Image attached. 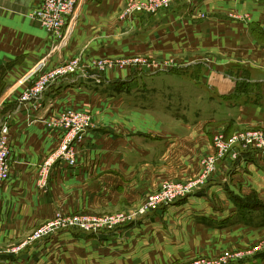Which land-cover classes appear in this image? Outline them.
Instances as JSON below:
<instances>
[{
    "label": "crops",
    "instance_id": "0c3cea01",
    "mask_svg": "<svg viewBox=\"0 0 264 264\" xmlns=\"http://www.w3.org/2000/svg\"><path fill=\"white\" fill-rule=\"evenodd\" d=\"M125 2L81 0L75 18L67 21L72 30L68 43L55 50L53 36L30 16L39 0H0V125L9 120L13 149L11 178L0 187V264H178L198 253L181 235L183 228H195L203 235L216 236L238 229L245 231L249 239H252L249 232L264 233V207L258 206L249 194L241 198L232 195L235 186L249 192L264 189V153L248 150L240 154L239 160L228 159V165H220L224 178L172 205L143 215L135 223L95 234L67 228L31 242L19 253L9 251L51 219L61 205L65 206L61 208L65 212L74 214L96 205H112L113 194L116 197L120 190L125 196L128 192L132 200H137L141 194L138 188L128 191V184L120 175L105 176L109 169L123 172L135 168L144 157L130 138L105 127L87 133L79 150L91 152L97 158L99 153L104 154L106 163L98 164L99 160L93 163V159L89 166L81 159L75 166L58 162L48 174L46 185L42 186L40 165L59 144L62 134L49 129L38 118L57 114L68 107L92 113L98 104L116 103L142 109H168L167 118H175L171 103L159 106L157 102V107L142 96L146 91L139 85L142 77L156 75L143 68L133 72L124 70L123 74L108 71L100 82L71 75L45 93V108L39 113L28 106L17 111L21 92L43 69L54 68L84 49L100 57L214 49L222 54L234 52L236 59L255 55L264 64L263 2L190 0L150 21L142 13L127 19L123 22L127 26L138 22L135 32L128 37L111 39L93 35L91 31L102 28L104 22L108 24L111 13L122 9ZM200 12L205 16H196ZM244 13L250 15L248 19L242 18ZM209 60L200 59L186 67L187 72L192 67L206 66L215 76L212 81L191 80L190 89L230 112L219 119L217 116L206 118L203 114L186 116V123L264 124V74L255 76L258 70L252 65ZM260 69L264 73V69ZM20 80L24 84L19 83ZM237 85L243 86L237 89ZM135 93L141 96L129 103L127 97ZM106 132L111 135H105ZM114 136L120 138L113 140ZM146 141L166 150L157 139L146 138ZM115 157L117 163L112 162L116 161ZM102 177L103 181L96 182ZM231 264H264V250Z\"/></svg>",
    "mask_w": 264,
    "mask_h": 264
},
{
    "label": "rangeland",
    "instance_id": "374dc122",
    "mask_svg": "<svg viewBox=\"0 0 264 264\" xmlns=\"http://www.w3.org/2000/svg\"><path fill=\"white\" fill-rule=\"evenodd\" d=\"M157 1L126 0L122 9L111 13L110 17H108V24L104 22L105 25L102 28L95 29L91 32L93 35L101 38L120 39L128 37L135 32L136 27H138V22L127 26L123 23L127 19H133L136 14L142 13L144 17L148 18L147 21H150L156 15L172 12L174 8L190 0H162V6L159 5L158 7ZM144 3L147 5H144ZM139 5L142 6L143 11L138 10ZM149 9H153V12H149ZM196 16L204 17L205 14L200 12ZM249 16L248 13L242 14V18L248 19ZM108 27L110 30H107ZM263 28L264 25L262 26V30ZM216 51L214 49H200L191 50L188 53L185 51H174L171 53L159 52L153 54L146 53L144 55L120 54L100 57L91 54L89 49H84L81 52L73 54V57L69 60L78 59L80 67L84 70L94 68L95 62L103 59L109 60L108 62L111 63H116L112 66L113 68L111 70L108 69L106 72L112 71L123 74L125 72L124 70L133 72L136 68H143L142 70L148 73L156 74L153 76L154 78L149 74L142 77L139 85L146 90L142 96L147 98L146 100L153 101V106L157 107V102L160 103L159 106H165L168 102L171 103L170 106L174 107L172 110H174L175 118H171L172 120L167 118L165 113L168 109H142L119 103L104 106L98 104L95 111L93 110L92 112V128L87 133L91 130H102L104 127L112 129L115 134H120L121 137L124 136L127 139L130 138V141L137 146L138 152L144 155L143 161L135 168L124 170L123 172L118 169H109L106 171L105 176L111 177L112 175V178H116L120 175L128 184V191L138 188L141 190V194L137 200H132L128 192H126L125 196V192L120 190L117 191L116 197L113 194L115 202L112 205H96L93 209L74 214L65 212L63 210L65 206L61 205L63 209L58 208V210L60 209L58 212L71 217L68 221H61L62 223L69 224L72 221H77L81 215L96 218L97 223L107 224L106 226L114 224L115 222L126 224L131 219H135V222H137L143 216L146 206L151 204L152 196L161 195L164 190L166 191L170 187L182 191L196 184L208 187L213 182L218 181L222 177L224 178V172L222 173L223 169H221L220 165H224V163L228 165V159H234L232 150L237 147L236 144L246 143V140L243 139L245 134L253 136L256 145L260 144L261 138L264 140V124H245V122L231 123L229 121H207L197 125H189L186 123V116L193 117L195 114H203L206 118L217 116L219 119L230 112L227 108L221 109L222 107L216 106L217 104L207 100L204 94H198L190 89L192 88L190 86L191 80L212 81L215 76L212 71H208L206 66L204 68L202 67V69L192 67L187 69L188 71L186 72V67L189 66V63L200 59L205 62L210 61L209 59H221L244 64V66L252 65L257 67L253 68L258 70L257 72L255 71V76H262L264 74L260 71V68L264 69V64L260 60H257L255 55L236 59L234 58V52L222 54ZM136 58V63H131ZM121 60H128L130 64L125 65L126 67L121 66ZM237 63H234L235 66L238 65ZM112 74L114 75V73ZM237 86V89H239L243 85ZM139 96H141L140 93L139 95L135 93L127 97V100H129V103H133L137 101ZM142 102L144 101L142 100ZM162 103L165 104L162 105ZM106 134L111 135L109 132H106ZM105 135L102 134L104 137ZM86 136L87 134L83 136L84 140ZM114 137L112 138L113 140L120 138L117 136ZM146 138L159 140V143L162 142L160 144L166 146V150L162 151L158 149L157 146L146 141ZM46 158L47 156L44 159ZM79 159L85 163V166H89L90 160L92 159L93 163H96L97 160H99L98 164L106 163V160H104L106 156L104 154L99 153L97 158L95 154L91 152L82 153L81 150L77 153L76 165H78ZM115 159L116 161L112 162L117 163L118 158L115 157ZM239 159L240 157L236 160ZM54 166L55 164L52 165L50 172ZM102 179L103 177L100 180H96V182L103 181ZM234 189L235 191L232 195L235 197L241 198V196L249 194L258 206L264 207V189H252L250 192L242 187L235 186ZM55 215L43 224L52 221ZM43 224L32 230L25 239L26 241L24 240L20 244L11 246L9 251L19 253L25 249L31 243L29 239L34 232ZM77 229L92 234L104 231H88L79 227ZM189 229L183 228L181 235L186 237V241L198 253L186 262L178 264L217 263L220 261L223 262L231 255L239 253L253 255L257 250H264V233L262 234V232H249V235L252 237V239H249L246 238L248 235L246 236L247 233L245 231L243 232L238 229L224 232L220 236H216L217 234L203 235L202 232L197 231L195 228ZM16 248H20L18 252L13 251Z\"/></svg>",
    "mask_w": 264,
    "mask_h": 264
},
{
    "label": "built area",
    "instance_id": "2783aa9c",
    "mask_svg": "<svg viewBox=\"0 0 264 264\" xmlns=\"http://www.w3.org/2000/svg\"><path fill=\"white\" fill-rule=\"evenodd\" d=\"M80 1L81 0H39L38 6L30 13L31 18L38 22L50 35L53 36L56 41L54 45L55 50L64 47L68 43L72 30L67 21L70 18L69 22H71L75 18L76 8ZM255 1L264 3V0ZM161 4H163L162 0H158L157 7ZM144 5L147 4L144 3ZM138 8L139 11H143L141 5H139ZM152 10L153 9H149V12H153ZM108 61L109 60L100 59L95 62V67L90 70L82 69L78 59L72 61L67 60L51 69H43L21 92L17 111L20 110L22 106H28L31 111L39 113L45 108V93L53 85L69 78L71 75H78L80 77L85 76L86 78L90 77L100 82L103 78V74H105L108 69L111 70L113 68L112 66L116 64ZM136 61L137 58L132 60L131 63H136ZM120 64L121 66H125L130 64V61L121 60ZM19 83L24 84L23 80H20ZM38 119L49 129L60 131L62 134L59 144L47 155V158L44 159L40 165V182L42 186H45L47 182L46 178L50 173L52 165L61 161H65L72 166L76 165V156L80 148L79 146L83 142V136L87 134L93 125L92 113L78 108L68 107L59 111L57 114L49 115L46 118L40 117ZM243 139L246 140V143L240 145L236 144L237 147L232 150V156L234 155V159H238L243 151H258V149H260L259 151L264 153L263 138H261L260 144L257 145L253 136L245 134ZM12 153L11 125L9 124V120H7L0 125V187L11 178ZM202 188H204V185L199 184H196L189 189H185L184 191L170 187L168 190H164L161 195L151 197V204L146 206L143 215L158 210L161 207L172 205ZM70 218V216L68 217L61 212H57L52 221L43 224L34 232L30 238L31 242L40 241L52 233L67 228L79 227L84 230L114 231L120 227L135 222V219H131L126 224L115 222L114 224L106 226L107 224L97 223L96 218L83 215H81L77 221H72L69 224L61 222L68 221ZM19 249L16 248L13 251L18 252ZM245 256V254L239 253L229 256L223 262H208L206 264H231Z\"/></svg>",
    "mask_w": 264,
    "mask_h": 264
},
{
    "label": "trees",
    "instance_id": "16d2710c",
    "mask_svg": "<svg viewBox=\"0 0 264 264\" xmlns=\"http://www.w3.org/2000/svg\"><path fill=\"white\" fill-rule=\"evenodd\" d=\"M236 199H237V198H236ZM238 200H239V199H238ZM241 201H242V202H241ZM243 201H244V200L240 199V202H241V203H244ZM242 205H243V204H242ZM244 205H245V204H244Z\"/></svg>",
    "mask_w": 264,
    "mask_h": 264
},
{
    "label": "bare ground",
    "instance_id": "6f19581e",
    "mask_svg": "<svg viewBox=\"0 0 264 264\" xmlns=\"http://www.w3.org/2000/svg\"><path fill=\"white\" fill-rule=\"evenodd\" d=\"M227 155H228V153H227ZM234 158V157H233ZM208 181V180H207ZM208 183V182H207ZM139 214V213H138ZM139 217V216H138ZM135 223V222H134ZM75 229V228H74ZM89 231V230H88ZM30 240V239H29ZM26 241V240H25ZM22 243V242H21ZM22 246V245H21Z\"/></svg>",
    "mask_w": 264,
    "mask_h": 264
}]
</instances>
